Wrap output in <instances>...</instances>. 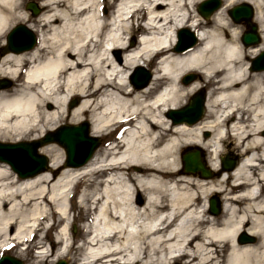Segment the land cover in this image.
<instances>
[{"label": "bare ground", "instance_id": "6f19581e", "mask_svg": "<svg viewBox=\"0 0 264 264\" xmlns=\"http://www.w3.org/2000/svg\"><path fill=\"white\" fill-rule=\"evenodd\" d=\"M24 1L0 0V46L14 21H32L19 12ZM199 1L118 0L114 13L104 11V0L38 1L43 11L29 24L35 47L0 56V76L15 82L0 90V140H34L64 118L88 121L92 136L110 142L84 165L61 169L63 148L42 147L50 167L25 179L0 162V250L37 235L55 214L65 221L59 242L70 241L55 256L71 252L67 201L81 184L77 199L93 218L79 264H264V70L249 69L264 49V0H225L207 20L197 14ZM244 2L255 10L257 45L244 46L224 16ZM181 27L197 36L185 52L175 50ZM158 57L149 84L134 87L135 69ZM188 72L201 78L184 86ZM202 87L203 117L173 124L166 113ZM76 96L70 110L66 102ZM118 126L128 128L116 141ZM227 140L240 156L233 170L209 179L181 173L182 147H201L215 171ZM229 182L221 212L210 213L207 197ZM138 192L142 206L133 200ZM242 232L257 240L239 241Z\"/></svg>", "mask_w": 264, "mask_h": 264}, {"label": "water", "instance_id": "95a60500", "mask_svg": "<svg viewBox=\"0 0 264 264\" xmlns=\"http://www.w3.org/2000/svg\"><path fill=\"white\" fill-rule=\"evenodd\" d=\"M220 5V0H208L200 5L199 12L203 17H208ZM33 15L39 12V8L34 3H28L26 6ZM230 17L235 22L245 20L250 27L248 32L242 36V41L245 45L256 43L259 41L256 33V26L249 22L252 15V9L249 6L240 4L234 6L229 11ZM194 41L193 37L184 42L183 45L177 46L176 50H183L187 48ZM35 42L34 35L24 25H17L13 28L7 36V46L3 48L5 51L20 52L29 49ZM264 68V52H262L252 62V69ZM140 79L137 80L135 76L131 79L136 87H142L147 84L150 79V73L142 69L138 72ZM195 75H187L183 82L188 83L193 80ZM10 83L7 81H0V87H7ZM75 101H73L74 104ZM204 92L201 90L196 93L190 100L186 107L179 110H170L168 116L173 122L193 123L198 120L203 113ZM48 142H57L62 145L66 151V164L78 166L85 162L97 147L99 141L96 138L88 136V127L86 123L78 126L63 125L54 132H49L39 141L17 142L13 144L0 142V161H6L12 170L18 172L21 177L35 175L45 169L46 158L37 153V148ZM202 152L198 148H186L182 153L183 172L198 173L202 178H209L212 172L205 166ZM222 170H231L235 165V160L229 158L221 159ZM220 173V172H219ZM217 173V174H219ZM210 211L214 214L219 212L218 202L214 199L210 200ZM241 242L252 241V238L242 235ZM0 264H22L18 259L3 256L0 258ZM55 264H67L64 260H59Z\"/></svg>", "mask_w": 264, "mask_h": 264}, {"label": "rangeland", "instance_id": "374dc122", "mask_svg": "<svg viewBox=\"0 0 264 264\" xmlns=\"http://www.w3.org/2000/svg\"><path fill=\"white\" fill-rule=\"evenodd\" d=\"M27 1H35L36 3H38L39 0H25L22 7L20 8L19 12H23V13H26L28 14V16L30 17L29 20H32V21H28V22H23L21 20H16L14 21L8 28L7 30L5 31V34H4V38H3V43L1 44L4 45V39H5V35L7 33V31L13 27L14 25L16 24H19V23H23L24 25H26L27 27H29V24H35V18L37 16H32L30 14V12L28 10L25 9V3ZM117 1V0H104V4L103 5V8H104V11L108 12V13H111L112 9H113V5H114V2ZM200 2V1H199ZM225 4V0H222V5ZM39 7H41L39 4H38ZM232 5H230L227 9H226V16L227 18L230 19V17L228 16L227 14V10L231 7ZM41 12L43 11V7H41ZM253 8V6H252ZM253 11L254 8H253ZM213 15V14H212ZM211 15V16H212ZM210 16V17H211ZM201 20H203L201 18ZM231 20V19H230ZM34 21V22H33ZM232 21V20H231ZM252 22L256 23L254 21V19L252 18ZM137 22L134 21V27L136 28V24ZM232 23H234L232 21ZM235 26H238L239 29L241 30V33H240V36L242 34L243 31L246 30V27H245V24L243 22L241 23H234ZM258 25V24H257ZM30 28V27H29ZM31 29V28H30ZM35 33V32H34ZM258 33L261 35L260 31H258ZM263 42V40L261 39L260 43ZM128 43L131 45V46H134L135 45V40L134 39H130L128 41ZM0 46V47H1ZM6 55V54H5ZM0 56L1 53H0ZM4 56V55H3ZM1 58V57H0ZM156 65V61H151L146 65H143L145 69H147L148 71L151 72V70L155 67ZM137 69V68H136ZM135 69V70H136ZM134 71L132 70L131 73H133ZM192 73H195L196 74V78L195 80H199L201 77H200V74L197 73V72H192ZM3 78V76H0V79ZM12 80V79H11ZM193 80V81H195ZM192 81V82H193ZM150 82V81H149ZM191 82V83H192ZM12 87L15 85V82L12 80ZM149 84V83H148ZM190 84V83H189ZM185 85H188V84H184ZM11 88V87H10ZM10 88H6V90L10 89ZM205 91H206V87H202ZM201 89V88H199ZM197 89V90H199ZM1 90H4V89H1ZM196 90V91H197ZM194 91L193 93H191L185 100H182V103H181V106L180 107H183L184 105L187 104L188 102V99L196 92ZM75 100L74 104H73V101ZM79 100H80V97L79 96H76V97H72V98H68L67 102H66V107H68L70 110L72 108H74L75 106L78 105L79 103ZM72 103V104H71ZM71 104V106L69 107V105ZM53 108V105L51 103H46L45 106H44V109H47V110H51ZM204 115V114H203ZM203 117V116H202ZM201 117V118H202ZM200 118V119H201ZM68 120L62 118V120L57 124V125H61V124H69L67 122ZM199 121V120H198ZM82 122V121H81ZM195 124V123H194ZM46 131L42 134H45ZM119 132H116L115 136L118 135ZM89 135H91V132H90V127H89ZM208 135H210L208 133ZM208 135H204L205 137L208 136ZM107 139L109 138H100V147L104 146L105 144L109 143V141H107ZM27 140V139H26ZM110 140V139H109ZM232 142L234 141H231V140H227V141H224L222 143V146H223V150H222V153L223 154H226V153H229L231 152L229 149L231 148L228 147V150H227V145H232ZM47 145H50V144H47ZM47 145H44L42 147H45ZM55 148H61L59 145L57 144H54ZM42 147L39 149V151L44 154L46 157H47V163L50 164V158L47 154H45L43 151H42ZM185 147V146H184ZM182 147V148H184ZM97 148V149H98ZM181 148V149H182ZM62 149V148H61ZM96 149V150H97ZM181 149L179 150V153H178V158H179V166L181 167V161H180V151ZM57 150H55V154ZM204 153H205V157L207 155V152L205 150H203ZM59 153V151H57ZM61 152V151H60ZM62 153H63V156H62V160H61V168H64V151L62 149ZM232 155H237V153H231ZM47 170H45L44 172H46ZM60 171V170H59ZM12 172V171H11ZM58 172V171H57ZM57 174V173H56ZM55 174V175H56ZM215 180V179H214ZM230 182H229V186L226 185V189L223 190V192H219L218 194L219 197L221 198L222 195H224L225 192L229 191L228 188L230 187ZM82 188V185L79 184L77 186V188L75 189V191H73V198L70 202L67 201V208L69 210V214H67V218H68V215H69V220H68V226H69V231L71 232L70 234L74 236V240H73V250H71V252H66L65 256H55L57 255L58 253V250L62 249L63 247L65 246H68V244L70 243V241H60L59 242V237L62 235V227L64 226L65 224V221L64 222H60L58 223V220H59V216L58 215H55L53 217H51L48 222L44 225L45 229H43L41 232H39L37 235L33 236L32 240L30 242H26L25 245L24 244H18L16 246H13L11 248H6L3 252L0 251V254L1 253H7V254H10L20 260L23 261V264H53L55 261L59 260V259H65L68 264H79L78 261H76V259H81L83 257V252H84V248L85 246H81V243H82V235H83V232H84V227L87 226L89 224V220H91V217L93 215V211H86L82 205L79 203L78 199H77V195L79 193V191L81 190ZM210 196V195H209ZM209 196L207 197V202H208V199H209ZM144 193L143 192H138L136 194H134V197H133V200H134V203L136 206H142L143 202H144ZM200 200V199H198ZM53 223V224H52ZM52 224V225H51ZM49 226V229H46L47 227ZM241 234V233H240ZM255 237V240H257V237ZM53 241L55 247L51 249L50 247V242ZM27 245V247H25ZM42 245H44V247H41ZM45 249V251H44ZM58 249V250H57ZM51 250H52V253H51ZM43 251V252H42ZM56 251V252H55ZM43 254H47L46 256H43ZM178 264V263H176Z\"/></svg>", "mask_w": 264, "mask_h": 264}, {"label": "snow or ice", "instance_id": "6c2138e0", "mask_svg": "<svg viewBox=\"0 0 264 264\" xmlns=\"http://www.w3.org/2000/svg\"><path fill=\"white\" fill-rule=\"evenodd\" d=\"M8 247H12L11 245H8Z\"/></svg>", "mask_w": 264, "mask_h": 264}]
</instances>
